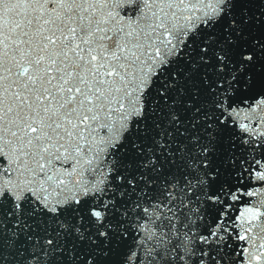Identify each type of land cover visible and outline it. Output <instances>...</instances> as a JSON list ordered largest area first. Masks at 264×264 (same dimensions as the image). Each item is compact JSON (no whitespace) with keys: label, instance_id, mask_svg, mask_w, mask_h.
<instances>
[{"label":"snow or ice","instance_id":"1","mask_svg":"<svg viewBox=\"0 0 264 264\" xmlns=\"http://www.w3.org/2000/svg\"><path fill=\"white\" fill-rule=\"evenodd\" d=\"M0 264H264V0H0Z\"/></svg>","mask_w":264,"mask_h":264}]
</instances>
